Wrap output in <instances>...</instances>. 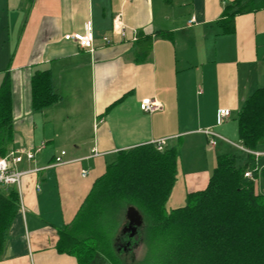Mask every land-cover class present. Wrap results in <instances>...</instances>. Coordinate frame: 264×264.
Returning a JSON list of instances; mask_svg holds the SVG:
<instances>
[{
  "label": "crops",
  "instance_id": "1",
  "mask_svg": "<svg viewBox=\"0 0 264 264\" xmlns=\"http://www.w3.org/2000/svg\"><path fill=\"white\" fill-rule=\"evenodd\" d=\"M231 1L0 0V84L9 70L10 152L22 157L9 163L25 172L19 189L14 186L19 208L0 264H79L58 251L59 230L72 222L121 150L164 139L163 148L178 151L167 201L173 208L207 187L218 155L240 150L238 113L264 87V6L231 21L224 16ZM117 17L127 27L125 37L112 32ZM87 22L94 51L64 38L84 32ZM104 36L113 41L106 44ZM36 69L51 71L61 95L41 111L32 108ZM150 97L162 103L160 110L141 108ZM221 109L230 114L219 123ZM208 128L217 134L214 146ZM43 143L28 159L24 151ZM63 150L66 162L56 164ZM256 151L263 153L259 171L264 144Z\"/></svg>",
  "mask_w": 264,
  "mask_h": 264
},
{
  "label": "trees",
  "instance_id": "2",
  "mask_svg": "<svg viewBox=\"0 0 264 264\" xmlns=\"http://www.w3.org/2000/svg\"><path fill=\"white\" fill-rule=\"evenodd\" d=\"M263 6L264 0H233L224 16L232 21ZM31 93L36 111L61 98L49 69L33 71ZM237 124L242 146L256 151L264 144V87L243 102ZM13 145V89L7 70L0 84V157ZM177 165L178 151L159 150L155 143L119 151L72 222L59 230L58 251L75 256L79 264H264V190H256L264 167L258 171L255 155L242 150L218 155L207 187L190 193L184 206L167 210ZM248 170L252 178L245 175ZM128 206L140 211L144 223L124 249L122 243L130 237L118 229L127 222ZM18 208L17 188L0 184V258ZM139 244L143 257L128 260L130 248Z\"/></svg>",
  "mask_w": 264,
  "mask_h": 264
},
{
  "label": "built area",
  "instance_id": "3",
  "mask_svg": "<svg viewBox=\"0 0 264 264\" xmlns=\"http://www.w3.org/2000/svg\"><path fill=\"white\" fill-rule=\"evenodd\" d=\"M127 31H128L127 27L123 24V22L119 19V17H117L115 19V23H114V27L112 31L113 34L121 36V37H125L127 35ZM64 38L67 40L76 41L79 43L81 47L87 48L90 51L95 50L96 45H95V38H94L91 22L86 23L84 32L69 33V34H66ZM103 40L106 44H110L113 41L109 36H104ZM141 108L146 112H154L162 108V103L155 97L145 98L141 102ZM229 114H230L229 109H221L218 113V122L221 123L227 116H229ZM204 132L209 135L210 144L214 146L216 144L215 137L217 136V134L214 133L209 128L205 129ZM154 143L156 144L159 150H162L165 140L159 139L155 141ZM44 147H45V143H43L40 147H37L35 151H24V153L28 159H31L34 157L37 151L42 150ZM237 147L242 151H247L249 153L251 152L252 154L255 155L256 158H258L259 156L263 154L262 152L249 150L245 148L244 146H242L241 144H237ZM65 154H66L65 150L61 151L60 154L56 156L55 163L56 164L65 163L66 162L64 160ZM21 159L22 157L17 156L14 153V151L10 152L5 157H0V184L8 185V186L14 185L19 189L21 176L25 172L17 171L16 169L10 166L9 162L12 161L13 163H17ZM86 174H87V171L83 170L82 175H86ZM245 175L247 177L252 178V171L250 170L246 171Z\"/></svg>",
  "mask_w": 264,
  "mask_h": 264
},
{
  "label": "water",
  "instance_id": "4",
  "mask_svg": "<svg viewBox=\"0 0 264 264\" xmlns=\"http://www.w3.org/2000/svg\"><path fill=\"white\" fill-rule=\"evenodd\" d=\"M126 220L127 222L122 232L128 233L129 237L132 238L137 234L139 228L143 226L144 218L135 206H128L126 210ZM123 248L125 249V246Z\"/></svg>",
  "mask_w": 264,
  "mask_h": 264
},
{
  "label": "rangeland",
  "instance_id": "5",
  "mask_svg": "<svg viewBox=\"0 0 264 264\" xmlns=\"http://www.w3.org/2000/svg\"><path fill=\"white\" fill-rule=\"evenodd\" d=\"M0 33L2 34V33H4V30L1 28L0 29ZM1 34H0V47H1V45H2V36H1ZM5 34H6V31H5ZM12 41H15L14 40V33H13V40ZM1 50V49H0ZM0 57H2V52H0ZM23 58L25 59V56H23ZM250 150V149H249ZM252 151H254V150H252ZM247 152V151H246ZM251 153V152H250ZM262 170V169H261ZM257 184H258V187L260 188V189H262L263 187H264V178L262 177V175L260 174V176H259V179H257ZM179 187V186H178ZM186 203H187V201H186ZM186 203H184V204H186ZM166 207H167V210H171L173 207H171L170 206V203L169 202H167V205H166ZM123 228H124V225H121L120 227H119V229H118V232H120L121 230H123ZM136 242H137V239H136ZM130 251H131V253L130 254H127L126 255V257L128 258V260H140L142 257H143V255H144V249H143V246L142 245H136L135 247H132L131 249H130Z\"/></svg>",
  "mask_w": 264,
  "mask_h": 264
},
{
  "label": "flooded vegetation",
  "instance_id": "6",
  "mask_svg": "<svg viewBox=\"0 0 264 264\" xmlns=\"http://www.w3.org/2000/svg\"><path fill=\"white\" fill-rule=\"evenodd\" d=\"M130 239V240H129ZM129 239H127L126 241H123V243H122V245L123 246H125V245H130V244H132V240H131V238H129Z\"/></svg>",
  "mask_w": 264,
  "mask_h": 264
}]
</instances>
